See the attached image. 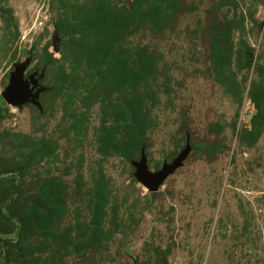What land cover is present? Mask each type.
Returning <instances> with one entry per match:
<instances>
[{"label": "rangeland", "instance_id": "rangeland-1", "mask_svg": "<svg viewBox=\"0 0 264 264\" xmlns=\"http://www.w3.org/2000/svg\"><path fill=\"white\" fill-rule=\"evenodd\" d=\"M0 264H264V0H0Z\"/></svg>", "mask_w": 264, "mask_h": 264}, {"label": "water", "instance_id": "water-1", "mask_svg": "<svg viewBox=\"0 0 264 264\" xmlns=\"http://www.w3.org/2000/svg\"><path fill=\"white\" fill-rule=\"evenodd\" d=\"M59 41L60 37L56 34L54 39V47L56 51H59ZM28 65H30V60H26L25 62L16 65V69L12 73L10 79V84L3 93V97L11 104L21 105L24 102L31 101L41 107L38 92L45 90V87L39 85V80L43 77V74L35 72L28 79H24V74ZM191 149V145L188 142L186 148L172 163H165L163 168L155 173L149 170L147 157L143 151L141 160L135 163L137 167V178L148 187L150 191H157L167 177L183 165L184 161L189 156Z\"/></svg>", "mask_w": 264, "mask_h": 264}]
</instances>
